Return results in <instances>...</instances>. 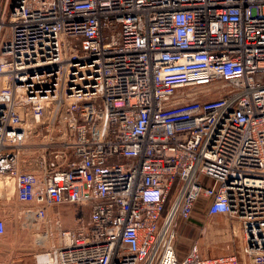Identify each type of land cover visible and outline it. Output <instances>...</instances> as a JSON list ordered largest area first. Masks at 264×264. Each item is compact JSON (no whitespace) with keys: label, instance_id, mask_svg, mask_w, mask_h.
<instances>
[{"label":"built area","instance_id":"1","mask_svg":"<svg viewBox=\"0 0 264 264\" xmlns=\"http://www.w3.org/2000/svg\"><path fill=\"white\" fill-rule=\"evenodd\" d=\"M0 177L45 239L81 214L24 264H264V0H5ZM196 212L239 247L182 252Z\"/></svg>","mask_w":264,"mask_h":264},{"label":"rangeland","instance_id":"2","mask_svg":"<svg viewBox=\"0 0 264 264\" xmlns=\"http://www.w3.org/2000/svg\"><path fill=\"white\" fill-rule=\"evenodd\" d=\"M4 4L5 0H0V20ZM7 16L9 17V14ZM6 21L8 22L7 18ZM8 37L9 31L6 26L2 32L1 39H7ZM217 97L218 95H213L210 99H216ZM39 139L37 137L36 140ZM30 141L31 143L34 142L33 140ZM31 148L33 146L25 147L24 153L22 150L23 155H21V159L23 161L30 160L32 162V159H29L28 155ZM202 181H205L204 177H202ZM0 191L5 194L8 202L6 206L0 207V209L4 208L8 214L7 232L5 236L0 238V263L4 262L3 264H6L5 261H8V264L34 262L37 254L58 245L60 230L75 229L80 224V212L72 208V206H65L61 210V227L59 229L54 228L52 235L45 239L41 235V228L37 229L39 226L33 229L27 228L25 221L19 218V211L22 209V206L16 200L14 182L0 177ZM56 211L54 209L53 212ZM84 215L86 220L89 211L86 210ZM178 226L179 237L177 238V244L182 252H185L191 243L196 240L201 245V250L203 253L205 252V255L223 254L239 247L238 238H235L232 234L230 221L224 216L208 218L196 212L193 215L191 223L189 222L188 228L185 229L186 223L183 221H179ZM203 228L206 229L204 233Z\"/></svg>","mask_w":264,"mask_h":264},{"label":"crops","instance_id":"3","mask_svg":"<svg viewBox=\"0 0 264 264\" xmlns=\"http://www.w3.org/2000/svg\"><path fill=\"white\" fill-rule=\"evenodd\" d=\"M7 204H8V202H7V198H6L5 194L0 191V207L6 206ZM7 215L8 214L4 208L0 209V217L1 218H4L6 221H8ZM9 260H11V259H9ZM12 262H13V259H12ZM3 263H0V264H3ZM5 263L8 264V261L7 262L5 261Z\"/></svg>","mask_w":264,"mask_h":264}]
</instances>
